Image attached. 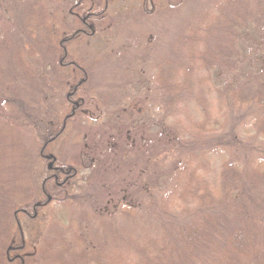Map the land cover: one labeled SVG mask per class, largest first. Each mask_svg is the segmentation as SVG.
<instances>
[{"label":"rangeland","instance_id":"374dc122","mask_svg":"<svg viewBox=\"0 0 264 264\" xmlns=\"http://www.w3.org/2000/svg\"><path fill=\"white\" fill-rule=\"evenodd\" d=\"M3 1L0 0V71L5 72L10 59L14 66L20 64L22 71L29 69V75L24 72L23 78H32L30 85L32 88L37 87L34 94L31 91L25 92L7 103V98L0 99V152L7 157L17 156L24 167V177L28 172L35 188L44 179L51 164L40 152L51 130V125L46 123L52 119L56 122L58 113L65 109V90L62 89L61 81L58 84V78L62 80L63 73L60 69L58 74L54 61H50L53 57L51 53H47L45 44H42L39 30L33 36L38 41L36 58L30 62L29 68L22 65L23 58H26L33 45L32 42L27 43L25 48L20 45V42L26 44V39L19 34V29L22 22H26L34 4L16 7L15 17L9 20L5 18L8 16L4 15L2 9ZM129 5L131 6L123 17L126 20L125 28L119 26L117 15L114 17L110 29L112 35H109L113 41L107 42L106 37L100 35V39H91V45L83 40H75L72 46L79 51L81 65L88 69L91 76L85 88L90 89L95 98L99 97L105 104L108 103V106L101 122L85 117L82 119L81 116L78 117V113L75 114L67 123L61 124V137L52 142L50 156L59 158L57 164H69L77 169V177L61 176L62 180H59L66 181L64 186L71 184L74 187L69 198L75 196L77 203L69 205L68 201L63 203L58 200L52 201L46 211L36 209L39 215L37 213L38 222L35 225L41 229V234L35 239L26 234L29 255L35 252V241L39 242L36 246L37 257L32 264H58V258L49 261L44 257L45 251L40 256L46 245H52L51 250L56 252L61 251L62 244L70 245L68 248L74 254L79 247L84 246L78 254L86 259L91 252L87 246L92 244V240L100 245L101 250L110 246L107 230L101 227L103 223L110 221L101 220L100 225H96L97 222L94 221L101 215V212H97L99 205L105 206L109 199H113V204L107 207L110 208V214H106L115 220H111V223L116 231L127 229V222L120 217L124 214V203L120 195L128 194L136 205L146 200H156L160 205L167 202L176 217H183V202L177 197L170 200L167 196L174 187L175 169L180 159L177 154H164L172 148L170 138L180 135L189 140L187 143H192L191 147L195 149L198 146L204 149L224 143L229 146L232 136L244 138V133L249 132V126L253 124L248 122L252 116L250 109L240 110L231 95L235 89L233 87L240 85L247 77H255V86H264L263 65L257 63L263 54H253L250 50L252 46L247 45L250 39H257L264 49V0H187L184 5H178L175 9L160 10L150 16L142 15L141 4L133 2ZM60 6L63 9L65 3ZM243 8L259 10L252 17ZM202 13L208 14L194 31V34L198 33L197 37H201L202 43L194 45L193 41L185 40L190 26ZM243 26L244 32H241ZM244 40L248 42L244 43ZM127 49L130 52L125 54L124 50ZM224 51L234 55L237 62L232 65L235 69L228 70L226 81L216 69L210 73L201 69L200 60L202 55H206L215 64L218 58L220 61H228L220 55ZM15 55L20 59L14 60ZM188 61L195 65L193 74L191 72L189 77ZM130 65L132 68L128 70ZM232 73L235 74V82L232 81ZM160 74H164L166 82L171 85L176 76L174 86L184 87L176 89L173 95L169 92L163 94L155 83L156 75ZM33 75L38 78V82L33 79ZM3 79L5 81L0 78V92L8 91L7 88L10 87L13 89L11 92H14L16 81H10L6 77ZM228 82L231 92L226 91ZM66 112L63 118L71 110ZM202 124L207 126L208 133L205 135L199 132ZM144 136L148 141L142 147L148 150L146 155L149 159H142L144 150L139 141ZM133 140L137 142L133 143ZM220 149H224L225 154L230 153L226 156L227 159L233 152V149H227L226 146ZM159 152H162V158L153 157ZM127 154L132 157L126 156ZM191 154L199 161L198 151ZM183 157L186 158L187 154L184 153ZM226 161L217 158L206 167V174H202L201 180L208 188L206 194L215 202L219 201L221 191L214 182H219ZM145 163L149 166L143 167L140 173V167ZM154 165L157 167H151ZM116 189L119 191H115ZM62 203L66 206L62 207L63 210ZM79 208L84 210L83 213L79 212ZM231 211L233 210L227 211L228 217L221 223L226 236L238 227L231 217L234 213ZM79 216H85L89 224L82 225ZM13 256L14 252L9 259ZM65 257L68 260L71 258L69 254ZM72 260L73 257L71 262Z\"/></svg>","mask_w":264,"mask_h":264},{"label":"trees","instance_id":"16d2710c","mask_svg":"<svg viewBox=\"0 0 264 264\" xmlns=\"http://www.w3.org/2000/svg\"><path fill=\"white\" fill-rule=\"evenodd\" d=\"M133 2L141 4L143 16L146 14L150 16L160 10L175 9L178 5H184L187 0H178L177 3L175 0H134ZM133 2L132 0L3 1L2 9H4V15L8 16L5 18L9 20L15 17L14 9L16 7L22 8L29 3L34 4L26 22H22L19 29V34L26 39V44L20 42V45L24 48L27 43L32 42L33 45L30 47L31 51L26 54V58H23L22 65L29 68L30 62L32 63L36 58L35 48H38V41L33 39V36L39 30L42 44H45L47 53H51V57H53L50 61H54L58 68V74L61 70L63 73L62 80L58 78V84L61 81L62 89L65 90L63 92L65 109L64 112L61 109V112L58 113L56 122L52 119L46 123L51 125V130H49L42 151H40L44 159L46 156H50L52 142L61 137V124L67 123L75 114L78 113V117L81 116L82 119L90 118L93 121H103L102 116L107 111L108 103L105 104L99 97L95 98L91 90L85 88L91 76L88 69L83 64L81 65L79 51L74 50L72 46L75 40H83L90 44L91 39H100V35L106 37L105 41L107 42L113 41L112 36L109 35H112L110 29L114 17L117 15L119 26L125 28L126 20L123 17L131 6L129 3ZM62 3H65L63 9L60 6ZM195 8L197 7H193V9ZM244 10L248 16L254 17L259 9L257 11ZM207 14H200L190 26L189 35L186 36L185 41H193L194 45L202 43L201 37H197L198 33L194 34V31L198 25L205 21ZM24 27L30 30L27 31ZM244 27L241 32H244ZM245 42L248 40H244ZM231 44L233 46V42ZM248 44L252 46L250 50L253 54H263L257 63L258 65L262 64L264 69L263 44L257 39H250ZM129 52V49L124 50L125 54ZM18 55L21 56V54ZM220 55L228 61H220L218 58L215 64L214 61L210 62L209 56L202 55L200 57L201 69L208 73L216 69L226 81L228 70L235 69L232 68V65H236L237 62L234 60V55L228 54L227 51ZM13 59H20V57L15 55ZM8 62L9 66L5 72L0 71V78L3 81H5L3 77L10 81L15 80L16 90L11 92L12 87L7 88L8 91L3 90L0 92V99L7 98V103L8 100L10 102L25 92L31 91L34 94L37 86L32 88L30 85L32 78H23L24 72L29 75V69L22 71L20 64L14 66L10 59ZM187 66H190L187 71L189 77L191 72L193 74L195 65L188 61ZM131 68L130 65L128 70ZM135 70L137 71L136 67ZM19 72L22 73V76ZM232 74V81L235 82V74ZM33 79L38 82V78L34 75ZM175 79L176 76L171 85L166 82L164 74H160L156 75L155 83L163 94L169 92L173 95L176 89L184 87L174 86ZM198 82L200 83L199 80ZM254 82L255 77H247L240 85L237 84L233 87L235 89L232 95L230 94L240 110L245 111L247 108L252 113L248 122H253L254 125L249 126V132H243L244 138L232 136L229 146L224 143L204 149L202 146H198V149L191 147L193 144L187 143L189 140L183 139L180 135L170 138L172 148L164 154H177L180 159L175 169L174 187L167 196L170 200L177 197L176 199L183 202V217H176L166 204L167 202L160 205L156 200H146L142 204L136 205L133 202L134 199L127 196L128 194L120 195L124 203L122 206L124 214L122 213L120 217L127 222L125 225L127 229L116 231L111 223V220H115L111 215L107 216L106 214H110V208L107 207L113 204V199H109L105 206L99 205L97 212H101L100 217L94 215L99 217L94 221L97 222L96 225H100L101 220L110 221V223L105 222L101 225L103 230H107L106 235L108 241L110 240V246L101 250L100 245L92 240V244L87 246L90 247L88 250L91 252L86 259L83 255L78 254L85 248L84 246L79 247L74 254L68 248L71 247L70 245L62 244L61 251L58 252L51 250L52 245H46L40 256L45 251L43 256L47 257L49 261H55L58 258V264H264V86H255ZM170 86L171 88L168 89ZM226 87V91L231 89L229 82ZM67 106L68 111L66 112ZM159 108L161 110L162 106ZM70 110L71 113H69ZM65 112L69 114L63 118ZM253 126L254 128H252ZM206 128V125H200L199 132L205 135L208 133ZM131 130L134 131L132 128ZM147 141L148 139L144 136L139 144L142 147L143 143L146 144ZM136 142L133 140V143ZM224 146L227 149H233L228 159L226 156L230 153L225 154V150L220 149ZM142 149L144 150L142 159H149L146 155L148 150L143 147ZM197 151L198 157H200L199 161L191 154ZM184 153L187 154L186 158L183 157ZM126 156L132 157L129 154ZM158 156L162 158V152L153 157L157 158ZM52 157L54 158V155ZM217 158L232 161L224 162L219 182H214L217 183L221 191L219 201L215 202L212 197L206 194L208 188L201 179L202 174L207 172L206 167L208 168V165L210 166ZM21 164L17 156L7 157L0 152V264H32L34 258L37 257L38 240L34 243L35 252L29 255L27 252L29 245L26 239V234L33 236L34 239L41 234V229L35 225L39 215L36 209L45 210L52 201L58 202V200L63 203L68 201L69 205L77 203L75 196L69 198L70 194L74 192V187L71 184L64 186L66 181H63V186H59L58 178L50 172L49 168L45 172L44 179L34 188L28 172L24 177V170H22L24 167ZM148 166L149 164L145 163L140 167V173H142L143 167L148 168ZM151 167L156 168L157 166ZM77 175V169L71 166L62 175V178L63 176L72 178ZM210 187L212 189V186ZM89 199L91 198L89 197ZM63 203L61 208L66 207ZM80 205L78 206L81 207ZM228 210H233L231 212L234 213L231 217L238 227H235L226 236L221 228V223L222 220L227 219ZM83 211L82 208H79V212L83 213ZM36 213H38L37 217H35ZM79 218L82 220V225L89 224L85 216H79ZM83 243L85 245V242ZM12 252H14V256L9 259ZM67 254L71 256L69 260L65 257ZM74 255L77 256L74 257ZM72 257L73 262H71Z\"/></svg>","mask_w":264,"mask_h":264},{"label":"flooded vegetation","instance_id":"af4514ba","mask_svg":"<svg viewBox=\"0 0 264 264\" xmlns=\"http://www.w3.org/2000/svg\"><path fill=\"white\" fill-rule=\"evenodd\" d=\"M45 147H47V144H45ZM46 160H52L51 161V164L49 165V170L50 172L54 173L56 176V178H58V185L59 186H62L63 185V182H60L59 180H62L61 179V176L64 175L66 173V170L69 169L71 167V165H67V164H59L57 167H56V157L54 156V158L52 156H49L47 157L46 156ZM57 172V173H55ZM50 199H52L50 197ZM35 217H37V213L35 214ZM34 218V217H33Z\"/></svg>","mask_w":264,"mask_h":264}]
</instances>
